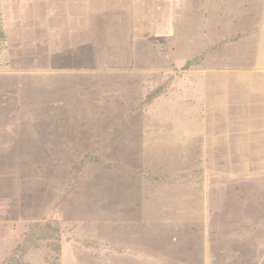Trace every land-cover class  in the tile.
Returning a JSON list of instances; mask_svg holds the SVG:
<instances>
[{
	"label": "rangeland",
	"instance_id": "rangeland-1",
	"mask_svg": "<svg viewBox=\"0 0 264 264\" xmlns=\"http://www.w3.org/2000/svg\"><path fill=\"white\" fill-rule=\"evenodd\" d=\"M44 2L0 0V264H264V0H136L100 58Z\"/></svg>",
	"mask_w": 264,
	"mask_h": 264
},
{
	"label": "crops",
	"instance_id": "crops-1",
	"mask_svg": "<svg viewBox=\"0 0 264 264\" xmlns=\"http://www.w3.org/2000/svg\"><path fill=\"white\" fill-rule=\"evenodd\" d=\"M135 5L136 0H45L51 52L90 47L100 58L105 52L100 49L108 47V39L115 37L118 28L114 30V27H127L125 38L129 33L134 37ZM100 60L103 63L105 59Z\"/></svg>",
	"mask_w": 264,
	"mask_h": 264
},
{
	"label": "trees",
	"instance_id": "trees-1",
	"mask_svg": "<svg viewBox=\"0 0 264 264\" xmlns=\"http://www.w3.org/2000/svg\"><path fill=\"white\" fill-rule=\"evenodd\" d=\"M3 36V35H2ZM45 227H43L42 225H37L35 228L37 230V239H45V240H50L51 237V233L53 234H58V230L51 228V225H44ZM39 234H43L42 236H40ZM32 239V237L30 238ZM51 246L55 248V250L60 251V245L58 243L53 244L51 243Z\"/></svg>",
	"mask_w": 264,
	"mask_h": 264
}]
</instances>
